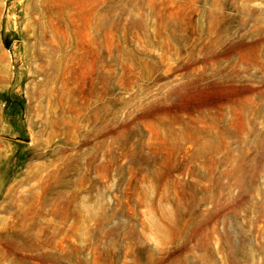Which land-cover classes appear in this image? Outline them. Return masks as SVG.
<instances>
[{"label": "rangeland", "instance_id": "obj_1", "mask_svg": "<svg viewBox=\"0 0 264 264\" xmlns=\"http://www.w3.org/2000/svg\"><path fill=\"white\" fill-rule=\"evenodd\" d=\"M0 264H264V0H0Z\"/></svg>", "mask_w": 264, "mask_h": 264}, {"label": "water", "instance_id": "obj_2", "mask_svg": "<svg viewBox=\"0 0 264 264\" xmlns=\"http://www.w3.org/2000/svg\"><path fill=\"white\" fill-rule=\"evenodd\" d=\"M20 39V36H19V34L17 33V32H15L14 34H13V37H10V36H5V37H3V43H4V45L7 47V48H10L11 47V45H12V43H13V41H15V40H19ZM18 139H22V140H28L27 138H23V137H17Z\"/></svg>", "mask_w": 264, "mask_h": 264}]
</instances>
